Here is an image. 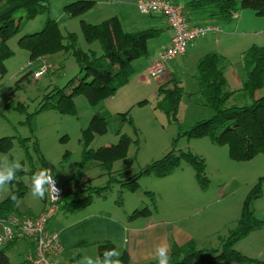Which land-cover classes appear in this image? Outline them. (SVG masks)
Returning <instances> with one entry per match:
<instances>
[{
    "label": "rangeland",
    "instance_id": "rangeland-1",
    "mask_svg": "<svg viewBox=\"0 0 264 264\" xmlns=\"http://www.w3.org/2000/svg\"><path fill=\"white\" fill-rule=\"evenodd\" d=\"M76 1L80 0H48V12L40 14L31 21L24 19L21 23L20 35L10 41L15 56L6 61L7 74L0 77V138H13L14 144L10 153L1 156L2 171L12 167L14 161L21 164V170L16 172V181L23 182L27 188V197L21 201L22 206L28 201L38 204L42 201L41 198L32 195L31 178L34 173L44 168L43 160H45L58 186L67 189L65 196L67 203L86 196L76 190L79 183L93 188L106 187L102 195L95 196L89 211L104 209L106 213L118 216L115 218L118 219L125 214L129 217L136 209L147 207L153 209L151 198L147 195V192H151L157 207V211L153 213L154 217L166 220L171 224L169 227L171 229L176 227L184 232L188 231L194 236L193 241L199 249L221 248L223 240L228 238L230 232L237 226L246 197L261 179H263L261 197L254 200L252 209L255 216L264 221V155L247 162H235L230 158L227 146L215 145L207 137L195 139L185 135L180 136L196 123L210 119L215 114L204 104V98L199 93L197 77L194 78L192 74L184 72L185 67L180 58L174 62L175 70H182L179 85L184 91L177 112L178 122L171 120L161 106L164 94L160 91L159 83L164 80V76L153 78L146 75L145 80L136 79L134 76L131 78L130 86L103 104L104 109L111 115L107 132L96 136L90 149L97 150L117 144L119 131L133 140L127 157L114 164L111 174L118 179L121 173L127 172L126 178L138 174L173 149L176 153H192L206 162V176L209 179L207 189L200 188L195 169L186 162H182L181 167L167 177L159 178L151 175L140 178L139 189L136 192L122 189L119 182H113L108 188L110 173L96 161H90L82 167L83 131L89 126L95 112L87 98L78 96L75 99L76 115H63L55 110L39 112L48 92L56 87L63 88L69 81L82 75L79 65L72 54L66 52L57 57H42L31 62L29 52L19 47L18 40L25 34L41 31L47 20L51 19L57 22L63 36L68 33H75L78 36L79 48L86 52L94 50L102 54L99 43L89 44L85 40L82 21L98 25L117 17L124 30L129 32L148 29L152 26V22L150 16L140 12L137 0H87L96 2L95 7L79 17L70 18L64 8ZM237 13L242 16L240 22L236 19L230 24H220L223 33L228 34L223 40L224 36H221L220 47L229 50L227 51L229 55L223 61L232 86L236 76L240 77L241 82L246 80V72L245 74L242 72L243 53L253 45L264 46V17H258L252 10H239ZM25 15L26 11L21 10L16 17ZM165 34L167 31L161 38L149 42L151 55L140 59L141 61L152 64L158 59L156 52L164 46ZM215 36L210 34L208 39L207 37L202 39L213 42ZM44 63L50 65L49 70L41 78L36 79L34 74ZM163 86L165 89L172 88L174 83L167 81ZM237 86L242 88L243 83ZM262 94L264 89L260 92V95ZM127 112H130L132 123L120 117ZM23 140H27L28 148L22 146ZM13 189H17V185L12 186L8 183L6 190L0 191V198L6 199ZM63 191L65 192L64 189ZM47 194L48 191L45 192L43 200L46 199ZM66 202L64 201V204ZM16 216L23 219L32 218ZM95 236L100 237V235ZM61 238L62 234L60 240ZM113 239L119 250L120 242L124 237L119 240L117 235H114ZM254 247L258 250L256 254L262 252L259 258L264 261V229L253 232L247 240H240L236 245L237 250H245L250 255ZM81 248L75 246L67 249L66 257L70 258L74 255L73 257L78 258V250H82ZM88 249L91 253L98 252V246H90ZM118 252L119 256L123 253ZM91 253L87 252V257L89 254L92 258ZM24 257L22 256V259ZM11 261L15 263V259ZM236 263L243 264L229 260L218 264ZM149 264L159 263L152 261Z\"/></svg>",
    "mask_w": 264,
    "mask_h": 264
},
{
    "label": "trees",
    "instance_id": "trees-1",
    "mask_svg": "<svg viewBox=\"0 0 264 264\" xmlns=\"http://www.w3.org/2000/svg\"><path fill=\"white\" fill-rule=\"evenodd\" d=\"M96 5L94 1L80 0L65 6V13L70 17H79ZM186 15L199 14L212 23H231L234 14L239 10H252L258 17H264V0H186ZM21 10L26 11L24 17L17 18ZM48 0H0V77L7 74L6 61L15 56L10 47V41L20 35L21 23L34 20L40 14L48 12ZM153 16V15H150ZM82 23L85 40L89 44L99 43L102 54L97 51H84L78 46V36L68 33L66 36L60 31L56 21L48 19L43 29L34 34H25L18 40L21 49L30 54V61L34 62L42 57H53L61 53H71L81 70V76L69 81L63 88H54L48 92L41 104L39 112L55 110L63 115H76L75 99L85 96L90 106L95 109L89 126L83 131V162L82 167L90 161H96L110 173L108 188L113 182H119L122 189L136 192L139 189L138 180L145 176L155 175L159 178L167 177L180 168L182 162L191 165L196 171V179L202 190H206L209 179L206 176V162L203 158L188 152H177L175 149L162 159L150 164L138 174L127 177V172L119 175L120 179L112 176L114 164L127 157L133 140L126 134L118 132L117 144L102 147L97 150L90 149V145L98 135L107 132L110 113L104 109L106 100L115 96L126 86L134 75L133 64L142 58L150 56L149 42L159 39L164 30L148 28L129 32L124 30L119 18L113 17L98 25ZM225 58L218 54L205 55L197 67V79L200 94L204 104L214 111V116L196 123L185 135L188 138H209L213 144L227 146L229 156L235 162H247L259 155H264V46L253 45L242 55L246 80L241 89L231 91L226 77ZM172 88L160 87L164 94L161 106L171 117L178 122L177 112L184 93L179 81ZM130 112L121 114L124 121L132 123ZM27 140L21 142L27 147ZM14 147L13 138H0V171H2L1 156L8 154ZM37 153L38 148L35 146ZM44 168H48L43 160ZM17 176L9 184L17 185L11 194L0 201V221L9 216L18 215V203L27 195V188L23 182L16 181ZM256 184L246 197L241 217L237 226L224 239L221 248L199 249L191 240L183 245L172 244L169 254V264H218L222 261H234L243 264H264L263 261L243 256L236 244L256 230L264 228V221L259 220L252 209L254 200L261 197V184ZM79 183V182H78ZM76 188L78 192L86 194L85 197L73 200L65 205L68 212L91 206L95 196L103 194L104 188L83 186L80 183ZM121 189V190H122ZM122 192V191H121ZM67 194V193H66ZM150 196L153 209H136L129 215L130 221L149 218L157 211L153 193ZM13 196L16 197L13 200ZM65 199V196L63 197ZM62 199V201H63ZM15 241L8 245L13 244ZM6 247V246H5ZM116 250L112 242H105L98 247L101 260L106 250ZM121 264H131L127 251L118 257ZM110 259L115 260L113 256ZM0 264H13L6 253L0 249Z\"/></svg>",
    "mask_w": 264,
    "mask_h": 264
},
{
    "label": "crops",
    "instance_id": "crops-1",
    "mask_svg": "<svg viewBox=\"0 0 264 264\" xmlns=\"http://www.w3.org/2000/svg\"><path fill=\"white\" fill-rule=\"evenodd\" d=\"M170 1L174 3L182 4L184 6L186 4V1L184 0H170ZM150 17L152 22V26L150 28H159V29H163L164 32L167 31V34L164 35V41H165L164 46L160 47L156 52L159 54L160 51L166 49L170 45L173 33L169 28L165 18L159 15H153ZM241 17L242 16L239 15V17L237 18L239 22ZM254 20H258V19H254ZM189 21L192 25L216 24L219 27L221 26L220 25L221 23H212L211 21L207 20L205 17L194 13L190 15ZM136 25L138 24L136 23ZM228 28L230 27L228 26ZM213 35H216L213 39V42L207 41L208 36L206 40L199 39L195 43H193V45L190 46V48L188 49L187 53L184 56L180 57V59L183 60V64L185 67L184 72L186 74H192L194 78L197 77V67L199 61L207 54L215 53L223 58H226L229 55L228 54L229 52H227L229 50L225 48L223 50L220 47L221 36H224L222 37L223 40L225 36H227L228 34L223 33V31L221 30V32ZM217 35H219V37H217ZM59 55L60 54L56 55V57ZM178 60L179 59H177L176 61ZM152 64L150 62L147 63L145 61H141L140 59L137 60L133 64V68L135 72L133 77L136 76L135 77L136 79L145 80L146 75H148L147 70ZM174 64L175 63L173 62V64L171 63L170 65H168L167 74L164 76V80H163L164 82L160 81L159 83L160 86H163L165 82L170 81L172 79H176L177 81H179V83H181L180 75L182 70H175ZM242 72H244L245 74V70H243ZM227 74L228 73L226 72V77ZM227 80H228V86L230 87L231 91H237L241 89V86H237L243 83L240 81V77L236 76L235 79L236 81H234V85L236 86L234 85L232 86L231 80L228 77ZM130 84H131V80L126 86L121 88L117 92V94H119V92H121L124 88L130 86ZM63 189L65 190L64 196H66L67 189L65 187H63ZM26 197L27 195L23 199H21L18 203V210H19L18 215H21L22 217L23 216L36 217L42 214L47 206V195H46V199L44 200L42 199V201H39L40 202L39 204L36 202L33 203L31 201H28V203L26 204L24 203V206H22L21 201L24 200ZM2 200L4 199L0 198V201ZM66 200H67L66 198L63 199L62 203L60 204L59 211L52 218L48 226L49 231L62 234V238L60 241L64 251L54 258V262H56V264H80V262H82L87 257V252L91 253V251H89L90 249H88L90 246L99 247L100 244H103L108 241L112 242L115 245L117 251H121V252L127 251L131 258V264H147V263L149 264L152 261L158 262L156 256V249L159 245L162 244L166 245L168 248V255H169L173 243L183 245L195 239L194 236L190 234L188 231L184 232L183 230L179 228L177 229L176 227L172 229L169 228L171 227V224L166 222V220H161V218L157 219L156 217H154V214H152V216H150L149 218H142L136 221H130V220L128 221V217H127L128 214H125L124 216L115 219L118 216L115 217V215H111L109 212L106 213L104 209L97 211H89V208L92 205L87 208L78 210L76 212H68L67 209L65 208V205L67 204ZM64 201L66 202L65 204ZM251 234H249L248 237L244 238V240H247L251 236ZM95 235H100V237H96ZM114 235H117V238H119V240L122 237H124V240H121L120 242L121 248L119 250L114 242L113 239ZM89 237H91V239L93 240H91ZM75 246L82 247L81 248L82 250H78L79 251L78 258L73 257L74 255L71 256L72 258L71 257L67 258L66 257L67 249L71 247L73 248ZM3 248L6 249V253L10 258V260L15 259V263L11 261L13 264H30L28 258L34 252L33 244L26 241H15L13 244L7 245L6 247ZM238 251L240 253L246 254L244 256L248 255L247 257H249L250 259L262 261L259 258L262 255L261 254L262 252L256 254L258 252L256 247L252 248V250L250 251L252 253L251 255L247 254L245 250L243 251L242 249L241 251L240 250ZM91 255L93 259L99 257V253L97 251L96 253L95 251H92ZM22 256H25L24 259H22Z\"/></svg>",
    "mask_w": 264,
    "mask_h": 264
},
{
    "label": "built area",
    "instance_id": "built-area-1",
    "mask_svg": "<svg viewBox=\"0 0 264 264\" xmlns=\"http://www.w3.org/2000/svg\"><path fill=\"white\" fill-rule=\"evenodd\" d=\"M137 7L143 15H159L165 18L173 33L170 45L159 52L158 59L147 70L148 75L153 78L165 76L168 65L184 56L197 40L221 32L216 24L192 25L186 15L185 6L170 0H137ZM238 17V13H235L234 19ZM48 67L50 65L44 63L34 77L41 78L48 72ZM56 187L60 189L58 199H54L49 190L47 207L41 215L26 219L13 215L0 221L1 248L13 241H26L34 246V252L28 258L30 264H56L54 258L64 251L59 234L48 229L64 197L63 189L57 183Z\"/></svg>",
    "mask_w": 264,
    "mask_h": 264
},
{
    "label": "clouds",
    "instance_id": "clouds-1",
    "mask_svg": "<svg viewBox=\"0 0 264 264\" xmlns=\"http://www.w3.org/2000/svg\"><path fill=\"white\" fill-rule=\"evenodd\" d=\"M22 166L18 161H14L12 167L6 168L4 171H0V191L6 190V185L15 179L16 172L21 170ZM32 195L34 197L44 198L46 191H51L53 198L58 199L60 189L56 187V180L53 178V174L50 168H42L38 170L32 176ZM48 186V187H46ZM16 197L13 196V200ZM104 260L100 257L95 259L86 257L80 264H121L119 252L115 249L106 250L103 254ZM115 256L116 259L112 260L111 257ZM156 256L159 264H169L170 257L168 255V248L166 245H159L156 249Z\"/></svg>",
    "mask_w": 264,
    "mask_h": 264
}]
</instances>
